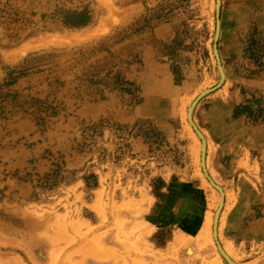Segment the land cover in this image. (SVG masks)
I'll return each mask as SVG.
<instances>
[{
	"label": "rangeland",
	"instance_id": "rangeland-1",
	"mask_svg": "<svg viewBox=\"0 0 264 264\" xmlns=\"http://www.w3.org/2000/svg\"><path fill=\"white\" fill-rule=\"evenodd\" d=\"M215 33L216 0H0V264H229L186 117ZM215 44V236L264 264V0H219Z\"/></svg>",
	"mask_w": 264,
	"mask_h": 264
},
{
	"label": "water",
	"instance_id": "water-1",
	"mask_svg": "<svg viewBox=\"0 0 264 264\" xmlns=\"http://www.w3.org/2000/svg\"><path fill=\"white\" fill-rule=\"evenodd\" d=\"M218 13H219V0H216V33H215V41H216V38H217V31H218ZM215 41H214V44H213V49H214V54H215V57H216V60H217V63H218V68L219 70L221 69V74H220V81L217 85L211 87V88H208L206 90H204L203 92H201L193 101L192 105H191V109H193V106L195 105V103L198 101V99L203 96L204 94L214 90L216 87H218L220 85V83L222 82L223 80V71H222V68L220 66V63H219V58H218V55H217V51H216V44H215ZM190 109V110H191ZM192 112V110H191ZM189 122L191 123L192 127L194 128V130L196 131L197 134H199V130L197 129L196 125L193 123L192 119H191V114L189 112ZM203 139V138H202ZM204 160V151L202 150V155H201V163L203 162ZM203 165V164H202ZM204 167V166H202ZM203 172L205 173V176L207 178V180L216 188L220 191L221 193V198H220V203H219V206L217 207L216 211H215V218L218 216V212H219V209H220V206L222 204V201H223V192L221 191V188L219 186H217V184H215L213 182V180L206 174V172L204 171V168H202ZM216 221H217V218H216ZM215 238V242L218 246V249L221 253L222 250L220 249V245L218 244V241L216 239V236H214ZM224 256V253L222 254Z\"/></svg>",
	"mask_w": 264,
	"mask_h": 264
},
{
	"label": "bare ground",
	"instance_id": "bare-ground-1",
	"mask_svg": "<svg viewBox=\"0 0 264 264\" xmlns=\"http://www.w3.org/2000/svg\"><path fill=\"white\" fill-rule=\"evenodd\" d=\"M219 72H220V74H221V69L219 70ZM191 105L192 104H190V106H189V109L187 110V113H186V117L188 118V120H189V112H190V114H191ZM191 109V110H190ZM200 132V131H199ZM198 136H199V138H200V145H199V156L201 157V155H202V150L205 152V139H204V137H203V135L201 134V133H199L198 134ZM203 138V139H202ZM203 164V162L201 163V166H204V164ZM202 168H204V171L206 172V174L208 175V173H207V171H206V169H205V167H202ZM205 174V173H204ZM209 176V175H208ZM211 178V177H210ZM218 186V185H217ZM222 191V190H221ZM220 192V191H219ZM221 194V193H220ZM220 198H221V195H220ZM214 221V222H213ZM212 233L214 232V236H215V224H216V218H215V213H214V215H213V217H212ZM220 249H221V247H220ZM222 250V249H221ZM188 252H190L191 250L190 249H188L187 250ZM222 252L224 253V256L222 255L223 253H221V255L224 257V258H226L227 259V261L229 262V264H232L231 263V261H230V259H229V257L227 256V254L225 253V251L224 250H222Z\"/></svg>",
	"mask_w": 264,
	"mask_h": 264
},
{
	"label": "crops",
	"instance_id": "crops-1",
	"mask_svg": "<svg viewBox=\"0 0 264 264\" xmlns=\"http://www.w3.org/2000/svg\"><path fill=\"white\" fill-rule=\"evenodd\" d=\"M256 82L253 81V84H255ZM233 97H234V102H239L243 99V95H240L238 92H234L233 93Z\"/></svg>",
	"mask_w": 264,
	"mask_h": 264
}]
</instances>
